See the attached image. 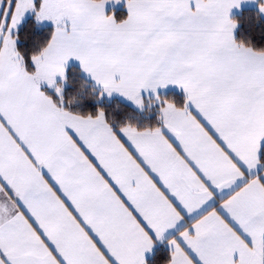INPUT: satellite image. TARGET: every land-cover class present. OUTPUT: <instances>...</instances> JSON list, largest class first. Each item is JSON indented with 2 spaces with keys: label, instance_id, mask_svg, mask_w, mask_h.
Here are the masks:
<instances>
[{
  "label": "snow or ice",
  "instance_id": "obj_1",
  "mask_svg": "<svg viewBox=\"0 0 264 264\" xmlns=\"http://www.w3.org/2000/svg\"><path fill=\"white\" fill-rule=\"evenodd\" d=\"M0 264H264V0H0Z\"/></svg>",
  "mask_w": 264,
  "mask_h": 264
}]
</instances>
